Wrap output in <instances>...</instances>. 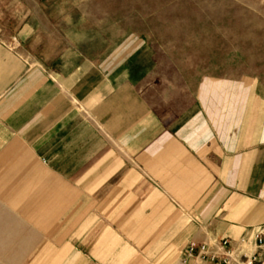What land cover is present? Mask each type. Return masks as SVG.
<instances>
[{
  "label": "crops",
  "instance_id": "0c3cea01",
  "mask_svg": "<svg viewBox=\"0 0 264 264\" xmlns=\"http://www.w3.org/2000/svg\"><path fill=\"white\" fill-rule=\"evenodd\" d=\"M95 2L0 0V252L208 264L189 244L264 234V85L169 74Z\"/></svg>",
  "mask_w": 264,
  "mask_h": 264
},
{
  "label": "rangeland",
  "instance_id": "374dc122",
  "mask_svg": "<svg viewBox=\"0 0 264 264\" xmlns=\"http://www.w3.org/2000/svg\"><path fill=\"white\" fill-rule=\"evenodd\" d=\"M100 26L148 42L169 74L264 85V0H100ZM8 244L0 255L17 264Z\"/></svg>",
  "mask_w": 264,
  "mask_h": 264
},
{
  "label": "built area",
  "instance_id": "2783aa9c",
  "mask_svg": "<svg viewBox=\"0 0 264 264\" xmlns=\"http://www.w3.org/2000/svg\"><path fill=\"white\" fill-rule=\"evenodd\" d=\"M263 236V231L258 230L251 237L233 245L227 241L211 246L189 244L185 258L208 264H256L259 256L264 257Z\"/></svg>",
  "mask_w": 264,
  "mask_h": 264
}]
</instances>
